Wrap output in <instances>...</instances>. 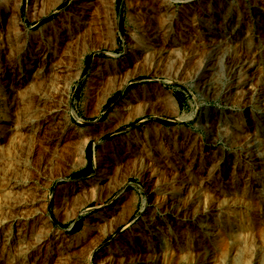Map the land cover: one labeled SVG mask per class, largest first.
<instances>
[{
	"label": "rangeland",
	"instance_id": "1",
	"mask_svg": "<svg viewBox=\"0 0 264 264\" xmlns=\"http://www.w3.org/2000/svg\"><path fill=\"white\" fill-rule=\"evenodd\" d=\"M81 1L93 3L90 10L94 11L91 15L94 13L95 24L93 23L94 28L89 31H78L83 33V37H79V41L76 40L65 61L69 71L62 79L71 81V84L65 96L67 103L65 102L61 120H56L53 126L42 127L32 139L28 137L26 144L20 146L19 150L17 148L14 152L6 154V157L10 156V161L0 163V171L6 170L11 164L25 166L23 173L33 185L30 190L36 199L34 205L42 211L39 212L40 216H36L40 217L38 220L43 223V227L50 230L48 246L43 245V249L40 248L38 252L41 254V260L46 258L47 264H202V250L205 249L211 251L210 262L205 264H264L263 216L256 215L262 206L264 207V166H261L264 160H252L247 149L248 141L253 135V127H256L254 119L262 114L257 112L256 106L245 104L246 98L243 95L250 76L249 73H242L241 68L236 66L240 60L236 61L238 64H235V69L239 72L235 74L228 72V68H234V64L230 65L226 58H223L224 70L226 69L222 71L223 74L215 71L217 68L214 65L209 79L217 81L215 93L208 92L203 88L204 84L201 85L202 82L197 79L204 66L208 49L198 44L202 42L201 33L195 26L196 22L192 21L193 10L190 6H196L198 2L203 3L206 0H173L171 5L172 28L195 41L198 44V54L175 74L168 68L138 67V72L128 80L129 87L134 86L126 94L123 93L126 85L119 87L122 73L125 71H116L112 83L108 79L112 73L108 72L111 71L112 63L119 67L127 58L128 37L134 31L139 33L144 23V18L137 8L141 3H149L150 0H113L110 4L107 0ZM116 1L122 3L120 11L115 7ZM225 1L226 7L230 6L233 11L226 31L239 23V39L245 44H242V48L247 52L250 50L248 55L246 54L249 57L241 59L240 64L244 69H249L256 63V58L252 55L254 48L249 39V30L252 24L257 25V22L261 21L259 19L264 20V0L258 1L261 7L259 13L249 6L251 0ZM16 2L18 11L14 8ZM59 2L60 0H0V28L5 29L8 26L13 35L18 31L23 32V39L29 43L30 49L38 43H49L51 46L55 45L57 52H61L66 45L64 36L70 32L69 29L73 25V22H70L73 18L69 15L77 12V1L68 0L62 7H59ZM21 5L23 8L20 13ZM244 7L249 10V21L240 16V10ZM11 9H15L13 13H10ZM90 10L87 12L90 13ZM16 11L22 25H16L19 20H14L11 16L17 13ZM28 12L31 17L27 16ZM50 14H53L51 18L38 22L41 17ZM68 16L69 20L63 21L66 17L68 19ZM223 19L222 16H213L215 30ZM115 20L118 22L116 27ZM50 22L53 24L47 29L49 33L37 34L41 26ZM256 25L255 27L258 26ZM256 34V37L261 35ZM218 52L213 57L215 64L219 56L222 58L223 55V50ZM40 53L39 59L42 61L44 56ZM93 53H102V56ZM86 54H91V62L90 65L88 62L87 72L85 70L81 75ZM95 73H100V76ZM81 77L85 78L82 86L78 90L74 89L75 83ZM60 85L62 83L59 82L50 88L52 96ZM143 85H146L148 95L152 97L146 102L147 106L144 104L140 109L136 102L133 106H120L121 100L135 86ZM162 88L169 93L172 102ZM206 110L214 111L217 125L213 124L204 129L201 123ZM100 114L102 119L98 118ZM148 117L167 120L170 118L172 123L162 124ZM133 120L137 121L122 128ZM260 120H264V116ZM9 123L2 124L11 126L12 123ZM82 130L89 132L90 137L83 147V161H80L79 131ZM209 131L213 135L212 140L208 139ZM133 138L137 140L133 141ZM208 144H212L209 145L211 152L206 150ZM189 146L195 148L194 156L188 152ZM174 148L179 151L177 154L180 157L173 155ZM147 152L161 166L156 185L154 182L157 177H148L147 172L140 171L141 165L145 166L144 156ZM88 155L91 159V173L80 178L74 177L73 172L84 166ZM210 159L212 161L209 163L217 164L218 170L207 177L210 165L207 167L203 163ZM97 164L106 165L104 167L107 172L104 178L92 185V180L98 177ZM175 166L180 168L175 170ZM196 169H199V172L193 176V185L203 188L201 201L187 210L189 216L195 213L190 221L174 220L167 208L166 193L175 184L172 181L178 179L175 184L177 187L181 184L179 179L184 172ZM176 175L181 176L176 178ZM182 187L183 185L180 186L181 190ZM201 210L209 218L200 215L198 212ZM78 218L81 221L80 231L76 232L68 226ZM199 219H203L204 224L208 226L198 228ZM28 221L25 220V226L30 223ZM149 221L155 224L158 228L156 232L162 238L165 236L164 245L159 247L161 253L158 250L155 257L129 251L132 246L148 244L146 239L156 242V235H136L142 234L138 227H147ZM24 225H11L7 236L8 243L16 246L15 241H10V235L17 232V227ZM195 229L202 230L204 237L194 236ZM171 230L177 235V243L166 239V235L170 238ZM7 231V227L0 231V247L1 239ZM167 231L170 232L169 236ZM169 246L171 251L167 249ZM0 251V257L4 258L2 249ZM29 258L26 262L33 263V258ZM4 263L5 260L0 264Z\"/></svg>",
	"mask_w": 264,
	"mask_h": 264
},
{
	"label": "bare ground",
	"instance_id": "2",
	"mask_svg": "<svg viewBox=\"0 0 264 264\" xmlns=\"http://www.w3.org/2000/svg\"><path fill=\"white\" fill-rule=\"evenodd\" d=\"M76 1L77 2L75 7L78 13L76 12L73 15H69L73 18L72 21L70 19V22H73V25L69 29L70 32H67L64 36L66 45L63 44L64 50L62 48L63 51L61 52L56 51V47L53 43L52 46L49 45V43H43L44 45L38 43L36 46H34V48L30 49L28 48L29 43H26L25 39H23L25 38L23 32L18 31L13 35L11 34L12 32L9 30L8 26H6L5 29L0 28V163L2 164L4 163V161H10L11 159L10 156L6 157V154L9 152H14L17 148L19 150L20 146L26 144L28 137L32 139V136L35 135L36 132H39L42 127L44 128L46 126H53L56 120H61L62 112L66 105L65 96L67 95L68 89L71 84V81L67 82L65 79H62L65 77V75H67V72L69 71V68L65 65V61L69 56L70 50L72 49L71 47L75 46L74 44L76 40H78V38L81 36L83 37V33L78 31L86 32L94 28H92V25L94 23V13L93 15H91L94 11L90 10V8L93 6V3L88 1L82 2L81 0ZM258 1L259 0H251L249 2V6L259 13L261 7L259 6ZM112 2L113 0H107V3L109 4ZM201 2H198L196 6H190V8L193 10L192 21L196 22L195 26L198 29V32L201 33L202 42L198 44H202L206 47V49H208V55L207 57L205 56L206 59L204 61V66H202L197 79L202 82L201 85L204 84L203 88L205 87L208 92L215 93L214 91L216 89V80H210V75L215 67L217 68L215 71H218L219 74H223V58L228 59L227 61L230 63V65L234 64V68H228V72L233 74L238 73L239 70L237 71L235 69V67L238 66V68H241L240 71H243L242 73H249L250 78L248 80L250 82L248 81V84L245 85L247 86V88L245 89L243 95L244 98H246L245 104L249 106H256L257 112L261 113L262 116H264V20L259 19L261 21L257 22L258 26L250 22L252 24V27L250 26L251 28L249 30V39L254 48L252 55H254V57L256 58V61L254 60L256 63L254 67L244 69L240 62H242L241 59L249 57L247 55L250 50L247 52V50L244 51L242 48L243 42L239 39L240 34L237 29L239 27L238 22L234 26H232L231 30H229L228 32L226 31L230 25L228 21L232 18L233 15V11L230 9V6L226 7L227 2L225 0H206L203 1V3ZM172 3L173 0H150L149 3L143 2L138 6V12L143 16L144 23L140 28L139 33L134 31V33L132 32V34L128 37L129 43L126 49L127 58L125 59V61H123L121 63V66L119 67L115 66L112 63L110 67L111 71L108 72L112 73V76H109L108 78L111 83L114 82V77L116 76L115 72L119 71L120 69L125 71L124 73H122L123 76H121V84L119 86L121 88L124 87V85L128 84V80L133 74L135 75V73L138 72V67H146V69L168 68L169 70H172V74H175L180 72V68H183L184 64H189L192 57L198 54V44L195 41L189 39L187 35H184L183 33H177L172 28ZM14 8L18 11V2H16V4L14 5ZM247 9L248 8L245 7L242 8V10H240V16L249 21L251 20V16L250 13H248L249 10ZM14 10L11 9L10 11L12 12L10 13H13ZM88 10H90V13L87 12ZM18 15L19 14L17 12L12 14L11 16L14 20H19ZM27 16L31 17L29 12ZM69 16L68 19L66 17V19H63V21H68ZM128 16L131 17L130 14ZM213 16H222L224 18L220 22V25L216 30L215 25L212 22ZM129 19L133 23H135L132 18ZM154 19H157V21H154ZM186 19L187 18H185V20ZM15 24L22 25L20 20ZM52 24L53 23L50 22L47 25L41 26L37 34L49 33L47 29H49ZM117 24L118 22L116 23L115 20L114 26L116 27ZM255 25L257 27H255ZM72 27L74 28L72 29ZM256 32L260 33L261 35L259 34L260 36L256 37ZM226 33L228 35H226ZM258 33L256 35H258ZM46 40L48 41L49 39ZM220 50H223L222 58L219 56L218 62L215 64L213 63L215 59L213 57H215ZM184 51H186L187 53L183 54ZM40 52H42L44 56L42 61L39 57ZM19 56L21 57L19 58ZM239 60V64L236 63V61ZM235 64L238 65L235 66ZM96 75L99 77L100 73ZM206 78H208V80H205ZM244 79L246 78L244 77ZM59 82L62 83V85L57 87V92L54 93L55 95L53 94L54 96H52L50 88H53V86L56 84L58 85ZM232 87H234V85H232ZM162 91L165 92L166 97L172 102L169 93L163 88ZM148 93L149 92H147L146 90V85L137 87L135 86V88H133L127 94V96H125L121 100L120 106H133L135 105L134 102H136L138 104H136V106L142 109V107H144V104L145 106H147L146 104L148 103V100L152 98H150ZM214 114V111L206 110L202 116V125L200 124L201 127L206 129L213 126V124H216L217 122L214 120L216 119ZM262 116L254 119L256 121L254 122L256 123V127H253V135L249 139L247 145V149L249 151V155H251L252 157V160H264V120H260ZM210 119L213 120L210 121ZM3 122H10L12 123V125L6 126L5 124H2ZM79 136L81 137V143L79 146V156L81 161L83 159V147L86 141L89 139L90 133L82 130L79 131ZM212 136L213 135L209 131L208 139L212 140ZM135 140H137V138H135L133 141ZM4 142L5 144L3 145ZM209 145L212 144H208L206 146V150L211 152ZM190 146V150L188 152H190L194 156L195 148ZM143 148L145 149V147ZM157 149L158 148H156V150ZM178 152L179 151H176V148L173 149V155L176 158L180 157L177 154ZM200 154L202 155V153ZM144 159L145 166L141 165L142 167L140 171H143L145 173L147 172L149 174L148 177H157L154 182L156 185L159 181V175L161 174V166L152 156L149 155V152L145 154ZM210 161L212 160H205L204 163L203 161L200 162L201 164H205L207 167H209L210 165L207 170V177H210L212 175V172L217 169V164H214L213 162L209 163ZM15 165L11 164L6 170L0 171V231H3L5 227H7L8 229L6 234L3 235V239H1L2 247H0V249H2L4 258L0 257V263H3V260H5L6 263L4 264H29L26 262V260L31 257L33 258V263L31 264H47L46 258H42L41 260V254H39L38 252L40 248L43 247V245L45 247L48 246V243L50 241L48 240L50 230L47 229V227L44 228L43 223L38 220L40 219V217L36 216L37 214H39V212L42 213V211L39 210L36 205H34L36 203V199L31 195L30 190L33 188V185H31V181L28 179L25 173H23L25 171V166L20 164H17L16 166ZM100 166L102 165H96V173L98 172V177L92 180V185H95L98 181L105 177V172H107V170L104 166L106 165L98 169V167ZM261 166H264V164H262ZM179 168V166H175V170ZM198 172L199 169H196V171L192 172H184V174H182V178L179 179L181 184L177 187L175 186V184H177L178 179L177 181H175L176 179L172 181L175 184L173 183L174 185L172 184L173 186L171 187L170 191L166 193V199L168 201V211L170 212V214H172L174 220L187 222L190 221V219L195 214L193 212L192 216H189L187 214V210H190L195 205H198L201 201V196L203 195V188L201 186H194L195 184L193 185V181H195V178L193 176L195 174H198ZM180 176L176 175V178H179ZM181 185H183L182 190L180 188ZM70 190H72V188ZM165 196L163 198H165ZM259 211L260 212L256 215L258 217L263 216L262 223L264 225V207L262 206V209H260ZM198 213H200V215L202 214L204 218L208 217L205 216L202 210ZM35 216L36 218H33ZM26 219L30 221L28 226L24 225ZM199 220L200 224L198 225V228H206L208 226L204 224L203 219ZM13 224L24 225V227L21 228L17 227V232L13 233L12 236L10 235V241H15L16 246L10 242H7V236L9 235L10 227ZM153 224L154 223L149 221L147 227L145 225H142L141 228L138 227L142 234L136 235H156V242H152L150 239H146L148 241V244L143 245V243L137 245L136 247L132 246V248L130 247L129 249L130 252L138 251V254L139 252H141L144 253L142 254L143 256L147 257H155L158 255L156 253L159 250L160 245H164L165 236H163L162 238L160 234L156 232V229L158 228L155 226V224ZM169 233L170 232L168 231L166 232L168 236ZM202 233V230L195 229L193 234L194 236L204 237ZM175 238H177L175 231H172V233H170V238L166 235V239H171V241L174 240V242L177 243V241H175ZM46 241L48 242L46 243ZM167 249L171 251L170 246ZM152 254H154V256ZM210 255L211 251H207L205 249L202 250V264L210 262Z\"/></svg>",
	"mask_w": 264,
	"mask_h": 264
},
{
	"label": "trees",
	"instance_id": "3",
	"mask_svg": "<svg viewBox=\"0 0 264 264\" xmlns=\"http://www.w3.org/2000/svg\"><path fill=\"white\" fill-rule=\"evenodd\" d=\"M67 1L68 0H60V2H59V7H62V6H64L66 3H67ZM121 1H116L115 2V7H117L118 9H119V11H120V8H121ZM22 5L20 6V10H19V12L21 13L22 12ZM53 14H50V15H47V16H44V17H41L39 20H38V22H44V21H46V20H48L49 18H51V16H52ZM118 22H119V19H118ZM37 23V22H36ZM93 54H96V55H99V56H102V53H93ZM90 57H91V54H86L85 56H84V60H83V65H82V67H81V75H83V73H84V71L86 70V72H87V70H88V68H87V65H88V62H89V60H90ZM91 62V61H90ZM90 62H89V65H90ZM87 68V69H86ZM83 80H85V78L83 79V77H81L76 83H75V86H74V89H79L81 86H82V84H83ZM85 82V81H84ZM132 86H134V85H132ZM132 86H130L129 87V84H126V86L124 87V90H123V93H127L128 92V90L132 87ZM166 86H169V85H166ZM180 90H183L182 89V87H178ZM116 93L118 94L119 93V91H116ZM124 94V95H125ZM108 99H111V97H108ZM98 118L99 119H102L103 117H102V115L100 114L99 116H98ZM148 118H151V119H153V120H156V121H158V122H160V123H162V124H169V123H172V121H170V120H167V119H162V118H156V117H148ZM137 120H133V121H130V122H128L124 127H122V128H126V127H128V126H131V125H133L135 122H136ZM104 137H106V136H103V138ZM87 170V172L86 173H84V171H86ZM91 171H92V167H91V159H90V157H89V155H88V157H87V159H86V162H85V164H84V166L83 167H81L80 169H77L76 171H74L73 172V175L74 176H83L84 174H90L91 173ZM80 219L78 218V219H76V220H74L73 221V224H69V226H68V228H70V229H72L73 231H80ZM72 226V227H71Z\"/></svg>",
	"mask_w": 264,
	"mask_h": 264
},
{
	"label": "crops",
	"instance_id": "4",
	"mask_svg": "<svg viewBox=\"0 0 264 264\" xmlns=\"http://www.w3.org/2000/svg\"><path fill=\"white\" fill-rule=\"evenodd\" d=\"M86 172H87V170L84 171V173H86ZM87 175H89V174H84L83 176H74V177H76V178H80V177H84V176H87Z\"/></svg>",
	"mask_w": 264,
	"mask_h": 264
},
{
	"label": "water",
	"instance_id": "5",
	"mask_svg": "<svg viewBox=\"0 0 264 264\" xmlns=\"http://www.w3.org/2000/svg\"><path fill=\"white\" fill-rule=\"evenodd\" d=\"M168 120H171L170 118H168ZM73 224V223H72ZM72 227V226H71Z\"/></svg>",
	"mask_w": 264,
	"mask_h": 264
}]
</instances>
